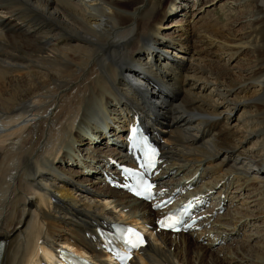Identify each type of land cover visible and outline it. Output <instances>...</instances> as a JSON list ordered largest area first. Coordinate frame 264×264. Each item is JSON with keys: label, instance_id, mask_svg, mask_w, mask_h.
I'll list each match as a JSON object with an SVG mask.
<instances>
[{"label": "bare ground", "instance_id": "bare-ground-1", "mask_svg": "<svg viewBox=\"0 0 264 264\" xmlns=\"http://www.w3.org/2000/svg\"><path fill=\"white\" fill-rule=\"evenodd\" d=\"M183 1L0 0V264H47L46 248L68 245L103 261L97 226L154 227L150 204L101 179L125 162L133 115L162 147V191L192 187L186 196L207 199L221 188L198 224L208 229L150 230L129 264H191L190 242L220 264H264V246L250 245L264 235L236 239L263 217L219 215L235 206L228 193L244 190L264 211V0H209L195 13ZM217 5L226 27L209 15Z\"/></svg>", "mask_w": 264, "mask_h": 264}, {"label": "rangeland", "instance_id": "rangeland-1", "mask_svg": "<svg viewBox=\"0 0 264 264\" xmlns=\"http://www.w3.org/2000/svg\"><path fill=\"white\" fill-rule=\"evenodd\" d=\"M207 1H209V0H200V2H199V0H186V1H183V4H182V7L183 8H186L185 10H186V12H188V13H195V9L196 8H199L201 5H203V7H205L204 6V3L205 2H207ZM223 2V1H222ZM181 3L182 2H177L176 3V6H178V8L181 6ZM195 6V7H194ZM206 8V7H205ZM184 10V11H185ZM213 10V11H212ZM198 11V10H197ZM196 11V12H197ZM209 11L211 12V13H209V15L210 16H212V19H215V22H216V24L218 25V26H222V27H226V22L227 21H225L226 19H223V17H222V13H221V8H219V5H217V6H214V7H212V8H210L209 9ZM207 13H204L203 15L205 16ZM236 15H238V13H236L235 14V16ZM233 17H234V15H233ZM181 18H183V15H182V12H177V13H175V14H171V15H168L163 21H162V25H165V24H169V23H171V21H173V22H177V21H179V19H181ZM228 19H230L229 17H228ZM229 21H231V20H229ZM220 23V24H219ZM229 23V22H228ZM174 24V23H173ZM233 29H236V30H241V25H238V26H236V27H234ZM167 35V34H166ZM166 41L168 40L167 38L165 39ZM237 64H235V63H233V64H231V66H228V68H230V72H228L229 74H232V71H233V73H234V71H235V73H236V69L234 68V66H236ZM219 71H221L222 73H223V71L221 70V67L219 68ZM222 77H223V74L221 75ZM89 137V136H88ZM111 138V137H110ZM115 140L116 139V137L114 136V137H112V140ZM111 140V139H110ZM87 144L88 143H84L83 144V146H82V149L84 148V150H85V148L87 147ZM109 145H113V141L112 142H110V143H108ZM93 146L95 147L96 145L95 144H93ZM99 163V161H97L96 162V164H98ZM188 164H190V165H192L191 163H188ZM79 165V164H78ZM95 166V165H94ZM78 167V166H77ZM77 167H75V166H73L71 169H76V170H82L81 168H79L78 167V169H77ZM97 168V167H96ZM69 169V168H68ZM100 170H101V167H99V168H97V173H100ZM103 172V171H102ZM68 173H71L70 171H68ZM64 174H67V171L66 172H64ZM78 177H76V179H77ZM91 178V177H90ZM212 178H214V176H213V174H210V175H208V176H205L204 177V179H203V181H205L206 180V182H207V180H212ZM93 179V178H92ZM87 183L88 182H86L85 184H86V188L87 187H89V185H87ZM84 184V185H85ZM234 184H235V182H234ZM83 185V184H82ZM220 186H218L217 188H216V190L215 191H213V192H211L210 193V195H209V197L208 198H210V200H211V196L214 194V193H216L217 191H219L220 190ZM233 188H235V185L232 187V189H230V191L231 190H235V189H233ZM250 189V188H249ZM87 190H89V188H87ZM250 191L252 192V190H244L242 193H244V195L245 194H248V192L250 193ZM242 196V195H239V194H237V193H235V192H231L230 194L228 193V196H229V198H230V200H232V204L233 205H235L234 207H232L231 209H229V211H228V209H224L223 211H222V213L220 214V212H219V215L220 216H223V215H226V214H228V213H230V214H233V210L234 209H236V208H239V212H240V214H248V215H253V216H260L261 218L263 217V219H264V211H259L258 209V207H256V206H251V203L248 205L247 203H245L244 201L245 200H247V201H250L251 200V198L250 197H245V196ZM237 196V197H236ZM232 198V199H231ZM235 202V203H234ZM256 207V208H255ZM241 208H248L249 210L248 211H245V210H240ZM252 211H255V212H252ZM259 211V212H258ZM228 212V213H227ZM260 214V215H259ZM227 224H234V223H230V222H227ZM249 225H253V226H257V228L256 229H254V228H251V226L250 227H248V228H246V229H240V233H242V234H238V236H236V239L237 240H243L245 237H246V235H248L249 233H254V232H256V231H258V233L259 234H261V235H264L263 233H264V225L262 226V223H261V221H257V223H251V224H249ZM261 226V227H260ZM260 227V228H259ZM221 230V229H220ZM210 237H212V236H210ZM224 244H222V245H224L223 247H228V248H236V247H238L239 246V244L237 243V242H234L233 243V241H231V243H232V245L230 246V241H226V242H223ZM229 243V244H228ZM226 245V246H225ZM250 245H252L253 246V248L255 249V250H258L259 248L258 247H255L254 245H261V246H264V241L263 240H257L256 241V239L250 244ZM199 247H200V244H198V246H196L195 244H193V243H188V244H186L185 245V247H184V252L186 253V256L188 257V260H191V264H194L195 262V260H194V255L195 254H199V255H196V257H195V259H196V263L195 264H214L213 262H215V264H220V262L218 261V260H215L214 261V257L213 256H211L209 253H206V252H201V251H199ZM217 247H220V246H217ZM257 248V249H256ZM247 249V248H246ZM261 249H262V247H261ZM187 251V252H186ZM183 252V251H182ZM262 252H263V249H262ZM227 254V253H226ZM229 255V254H228ZM213 258V259H212ZM198 259V260H197ZM211 260V261H210ZM194 263H193V262ZM217 261V262H216Z\"/></svg>", "mask_w": 264, "mask_h": 264}, {"label": "snow or ice", "instance_id": "snow-or-ice-1", "mask_svg": "<svg viewBox=\"0 0 264 264\" xmlns=\"http://www.w3.org/2000/svg\"><path fill=\"white\" fill-rule=\"evenodd\" d=\"M146 167H154V162L149 158L146 161L145 164ZM125 172H128L131 174V170L129 169H124ZM151 184L145 183L143 180H137V187H136V195H141L142 193H146L145 198H150L151 197V189H152ZM155 207H160V205H156ZM192 207L191 202H189L188 205L184 207V209L181 210L180 214L173 218V216H168L165 217L164 219L159 220L157 223L160 228H165V229H171V230H179L176 226L181 223L180 217L183 215H186L188 210ZM127 244L129 250L134 249L136 247H139L140 245L143 244V239L139 237L138 234H136L134 231L130 230L129 237L125 241ZM117 258L121 261V264H126L127 260L130 259L131 257L126 254H117Z\"/></svg>", "mask_w": 264, "mask_h": 264}]
</instances>
